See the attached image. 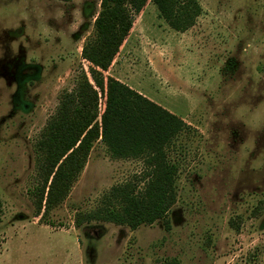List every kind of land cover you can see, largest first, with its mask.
Returning a JSON list of instances; mask_svg holds the SVG:
<instances>
[{"label": "rangeland", "instance_id": "374dc122", "mask_svg": "<svg viewBox=\"0 0 264 264\" xmlns=\"http://www.w3.org/2000/svg\"><path fill=\"white\" fill-rule=\"evenodd\" d=\"M198 1L185 33L148 3L105 73L190 128L169 152L177 203L132 230L87 221L114 187L146 184L144 161L113 159L102 142L66 201L37 217V142L62 95L90 76L82 50L101 0H0V264H264V133L215 111L241 77L253 102L264 92V0Z\"/></svg>", "mask_w": 264, "mask_h": 264}, {"label": "trees", "instance_id": "16d2710c", "mask_svg": "<svg viewBox=\"0 0 264 264\" xmlns=\"http://www.w3.org/2000/svg\"><path fill=\"white\" fill-rule=\"evenodd\" d=\"M150 2L178 33L193 28L203 13L198 0H101L94 31L82 50L90 76L83 71L77 88L62 95L57 113L37 142L43 176L35 194L37 217L44 219L66 201L98 142L113 159L144 161L148 172L143 189L131 183L114 187L87 221L136 230L165 219L177 203L178 165L169 152L189 125L125 83L105 76Z\"/></svg>", "mask_w": 264, "mask_h": 264}, {"label": "clouds", "instance_id": "9594fccd", "mask_svg": "<svg viewBox=\"0 0 264 264\" xmlns=\"http://www.w3.org/2000/svg\"><path fill=\"white\" fill-rule=\"evenodd\" d=\"M250 85L247 77L235 81L217 98L215 111L222 112L225 106L229 107V116L224 118L225 123L243 125L253 134L264 133V92H257L261 98L253 102L246 93ZM254 141V137H253ZM257 159L264 162V154Z\"/></svg>", "mask_w": 264, "mask_h": 264}]
</instances>
